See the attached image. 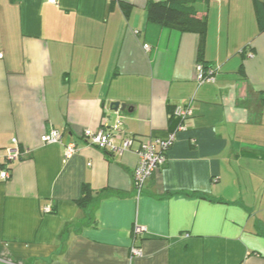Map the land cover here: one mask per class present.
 I'll return each mask as SVG.
<instances>
[{"label": "crops", "instance_id": "crops-1", "mask_svg": "<svg viewBox=\"0 0 264 264\" xmlns=\"http://www.w3.org/2000/svg\"><path fill=\"white\" fill-rule=\"evenodd\" d=\"M189 1L215 82L199 34L149 21V0H0V170L14 138L27 151L0 179V264H264V31L254 0ZM176 105L194 114L138 195L137 151ZM118 119L122 155L81 136ZM85 184L107 195L88 210Z\"/></svg>", "mask_w": 264, "mask_h": 264}, {"label": "built area", "instance_id": "built-area-1", "mask_svg": "<svg viewBox=\"0 0 264 264\" xmlns=\"http://www.w3.org/2000/svg\"><path fill=\"white\" fill-rule=\"evenodd\" d=\"M51 3H57L58 0H49ZM145 49L149 50L150 46L145 44ZM3 54H0V58ZM196 69L200 84L215 82L219 67L212 66L209 69H204L203 64L197 63ZM175 114L182 119V122L174 131H170L164 137L148 138L141 142V146L137 151L138 163L134 170V181L138 195L141 194L144 183L149 179L155 171L162 167L168 159V152L176 141L177 134L186 129L185 122L192 117L194 112L189 105H178L175 108ZM122 121L120 119L112 125H103L99 129L87 128L83 131V138L89 145L98 146L101 148H110L116 155H122L126 150L133 145V137H123L120 135L122 145L114 144V137H118L122 131ZM44 143H62V133L58 129H53L49 133H44L41 136ZM77 151V146L74 142L65 143V157L70 158ZM27 152V151H26ZM25 151H22L18 140L13 139V146L7 148V157L5 160V168L0 170V179L7 180L11 176V168L13 163L20 160ZM49 210V209H47ZM147 228L143 225L136 224L134 228V236H140L145 233ZM132 256H142V250L139 247H132ZM9 264H21L9 261Z\"/></svg>", "mask_w": 264, "mask_h": 264}, {"label": "trees", "instance_id": "trees-1", "mask_svg": "<svg viewBox=\"0 0 264 264\" xmlns=\"http://www.w3.org/2000/svg\"><path fill=\"white\" fill-rule=\"evenodd\" d=\"M254 2L257 11L260 31L262 32L264 31V0H254ZM124 8L128 9V5L124 6ZM147 17L151 22L176 28L182 32L198 33L200 37V45L198 56L199 59H197V63L203 64L204 69H209L210 67H212L206 64L200 56V52L203 49V43L205 41L208 22L207 15H200L195 2H191L189 0H149L147 6ZM177 106L178 105H176L174 109L171 110V127L169 132L174 131L182 122V119L175 114V108ZM81 136L83 138V135ZM98 148L114 154L110 148ZM3 168H5V165L3 166ZM105 197H107V195L104 190L94 191L89 184H85L82 187L81 197L77 200V202L84 209L88 210L95 206V204L99 201L98 199H102ZM97 222L98 221L96 220L93 222V224L97 225Z\"/></svg>", "mask_w": 264, "mask_h": 264}, {"label": "water", "instance_id": "water-1", "mask_svg": "<svg viewBox=\"0 0 264 264\" xmlns=\"http://www.w3.org/2000/svg\"><path fill=\"white\" fill-rule=\"evenodd\" d=\"M111 108L114 111H124L127 108V104L126 103H120L118 101H114L111 103Z\"/></svg>", "mask_w": 264, "mask_h": 264}]
</instances>
